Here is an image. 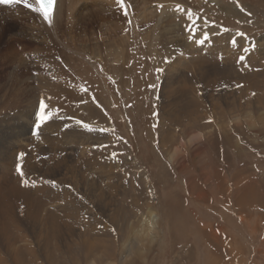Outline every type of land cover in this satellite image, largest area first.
Instances as JSON below:
<instances>
[{"label": "rangeland", "instance_id": "1", "mask_svg": "<svg viewBox=\"0 0 264 264\" xmlns=\"http://www.w3.org/2000/svg\"><path fill=\"white\" fill-rule=\"evenodd\" d=\"M74 1L0 6V264H264V0Z\"/></svg>", "mask_w": 264, "mask_h": 264}, {"label": "snow or ice", "instance_id": "2", "mask_svg": "<svg viewBox=\"0 0 264 264\" xmlns=\"http://www.w3.org/2000/svg\"><path fill=\"white\" fill-rule=\"evenodd\" d=\"M116 3L120 6V8L122 10H125V15H127V11H126V4L124 2V0H116ZM23 6V8L30 10L31 12L37 14L40 18H42V20L47 23L49 26L52 25L53 23V19H54V14H55V10H56V5H57V0H0V6H7V7H14V6ZM239 6V5H238ZM159 7H163V5H160ZM241 11H244L242 6H239ZM176 11L177 12H184V9L180 6L177 5L176 6ZM188 15V19L190 22H193V14L189 11L188 13H186ZM250 15V13L248 14ZM208 21L205 20V24H207ZM188 31L190 32V39L193 38L194 35V31L195 29L192 27L188 28ZM224 31H228L227 29H224ZM238 35L240 36H244V33H239ZM210 41V35L208 31H204L202 36L200 38H198L196 40V43L198 45L203 46L206 42ZM233 45H235L237 43V41L235 39L232 40ZM241 62H243L245 60V57H240ZM165 64L170 63V60L168 57L164 58L163 61ZM247 67V65H245ZM156 71L158 73H162L164 71L163 68H157ZM237 87H242V85H237ZM50 99V98H48ZM55 113H53L52 111L49 110V105L45 102V99H40L39 100V109L38 112L36 113V120H35V134H39L40 130L42 129V127L47 124L53 117ZM208 123H211V119L209 121H207ZM77 123L91 131V126L88 123H85L84 121H77ZM99 131L106 132L107 129H99ZM95 147H102L101 145H96ZM24 154L21 153L18 157V159L22 160L23 159ZM17 172L18 174L23 177L24 173L22 171V165H18L17 166ZM27 183V182H25ZM113 231H115V229H113Z\"/></svg>", "mask_w": 264, "mask_h": 264}, {"label": "bare ground", "instance_id": "3", "mask_svg": "<svg viewBox=\"0 0 264 264\" xmlns=\"http://www.w3.org/2000/svg\"><path fill=\"white\" fill-rule=\"evenodd\" d=\"M81 1V0H80ZM78 2V3H82V2ZM31 2V0H30ZM75 3V4H74ZM87 3V2H86ZM75 5H77L76 1L74 0H57V5H56V10H55V14H54V20H56L59 15L62 13L64 7L67 8V11H69L71 8L73 10V8L75 7ZM23 6L21 5V7H18V6H14V7H5V12L7 13L8 16H12V15H15V14H19V16L21 17V20L23 21H33V24L35 25V27L41 29V30H48L51 26L52 27H57L59 25L55 24V21H53L52 25L49 26L47 23H45L42 18H40L37 14L31 12L30 10L28 9H25V8H22ZM77 7V6H76ZM17 12V13H14ZM66 12V11H65ZM12 19V18H11ZM73 21V20H72ZM36 23V24H35ZM51 27V28H52ZM38 74V73H37ZM40 78H37L36 80H39ZM57 93L54 92L53 96L55 95L56 96ZM46 97H49L48 95H41L39 96V98H36L37 100H40V99H45V102L48 101V99ZM33 105V104H32ZM31 106V104H30ZM27 108H29V106L27 105L26 106ZM51 107V106H50ZM26 110V109H25ZM89 110V109H88ZM32 112V113H31ZM38 111L35 110L34 112L33 111H30V112H27L25 115H24V118L22 120L24 126H29L32 127V125L35 123V120H36V113ZM24 113V112H23ZM87 114V113H86ZM23 115V114H22ZM20 121V120H19ZM30 123V125H29ZM47 126V125H46ZM42 131V129L40 130ZM244 196V195H243ZM2 198H5V197H2ZM153 220H156V219H153V217H151V222ZM1 263V262H0Z\"/></svg>", "mask_w": 264, "mask_h": 264}]
</instances>
